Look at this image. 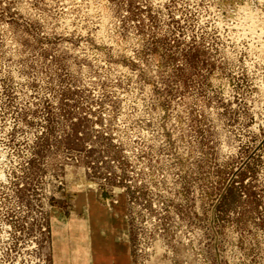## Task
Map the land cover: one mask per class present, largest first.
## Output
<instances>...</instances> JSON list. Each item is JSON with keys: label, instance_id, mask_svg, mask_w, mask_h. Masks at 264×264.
I'll list each match as a JSON object with an SVG mask.
<instances>
[{"label": "rangeland", "instance_id": "374dc122", "mask_svg": "<svg viewBox=\"0 0 264 264\" xmlns=\"http://www.w3.org/2000/svg\"><path fill=\"white\" fill-rule=\"evenodd\" d=\"M129 258L264 264V0H0V264Z\"/></svg>", "mask_w": 264, "mask_h": 264}, {"label": "crops", "instance_id": "0c3cea01", "mask_svg": "<svg viewBox=\"0 0 264 264\" xmlns=\"http://www.w3.org/2000/svg\"><path fill=\"white\" fill-rule=\"evenodd\" d=\"M107 263H108V262H107ZM109 263H110V262H109ZM130 263L133 264L132 262H130V258H129V261H128L127 264H130ZM111 264H124V262L121 261L120 263H117L116 261H114V262L112 261Z\"/></svg>", "mask_w": 264, "mask_h": 264}]
</instances>
